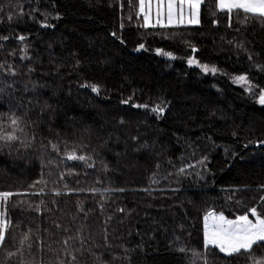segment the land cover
<instances>
[{
	"label": "trees",
	"instance_id": "obj_1",
	"mask_svg": "<svg viewBox=\"0 0 264 264\" xmlns=\"http://www.w3.org/2000/svg\"><path fill=\"white\" fill-rule=\"evenodd\" d=\"M138 1L0 0V264L264 261L203 227L264 214V17L204 0L198 26L145 27Z\"/></svg>",
	"mask_w": 264,
	"mask_h": 264
},
{
	"label": "snow or ice",
	"instance_id": "obj_2",
	"mask_svg": "<svg viewBox=\"0 0 264 264\" xmlns=\"http://www.w3.org/2000/svg\"><path fill=\"white\" fill-rule=\"evenodd\" d=\"M163 3V0H160ZM203 0H168L167 3V22L168 25L173 23L174 9H178L181 22L183 17L184 6L187 5L188 9L191 10L193 19L189 22L198 23L199 8ZM145 6V0H140V9L143 12ZM218 8L221 11H226L229 15L233 11H242L243 13L259 17H264V0H218ZM160 15V13H158ZM157 23H160L158 20ZM145 26H149L148 17L145 16ZM161 26H165L161 24ZM21 40L24 37H20ZM195 51V49H193ZM170 55V54H168ZM188 63L191 65L197 63L194 59H189ZM202 70L205 72L215 73V68H209L207 65H201ZM238 81L246 82V77L241 76L237 78ZM92 88L93 92H98L96 86H88ZM259 103L264 105V91L260 94ZM142 107V106H141ZM151 111L163 113L164 109L159 105L152 108ZM12 124L16 125L17 120L13 119ZM8 140L15 139L14 136L6 137ZM53 149L56 150V146L53 145ZM66 158L68 160H80L84 161L85 156H77L75 151L66 153ZM91 166V165H90ZM183 171V169H181ZM39 183V181H38ZM59 193H57L58 195ZM13 193L10 192H0V200L7 201V199L12 196ZM264 200V197H261ZM252 217H255V221L249 219V214ZM248 213L240 215L235 219H227L222 213L217 215L216 213L209 211L204 217V246L207 249L209 246L216 247L220 252L225 253L226 255H233L235 253H240L243 251H250L254 244L264 242V214L258 212L257 208L251 207L248 209ZM9 227V224L6 219H4V213H0V245L3 244L5 240V233ZM59 227V225H57ZM27 238V237H26ZM72 237L64 240L63 243L68 245ZM83 243V241L81 242ZM264 246V245H262ZM180 251H185L181 248ZM75 260V256L72 257ZM206 264V261H205ZM257 264H264V261H259Z\"/></svg>",
	"mask_w": 264,
	"mask_h": 264
},
{
	"label": "rangeland",
	"instance_id": "obj_3",
	"mask_svg": "<svg viewBox=\"0 0 264 264\" xmlns=\"http://www.w3.org/2000/svg\"><path fill=\"white\" fill-rule=\"evenodd\" d=\"M178 2H179V0H177V4H178ZM138 3H139L138 14L141 17H143L144 26H145V16L148 17L149 26H145V27L198 26L201 23V8H202V5L204 3V0L200 5L198 16L196 17V19H198V23H196V22L190 23L189 22L190 20L193 19V17L191 14V10L188 9L187 5H185L184 10H183L182 22H181V16H180L179 10L174 9L175 14L173 17V23L171 25H168V22H167V3H168V0H163V3H161L160 0H145V6H144L143 12L140 9V0L138 1ZM158 13H160V15H158ZM158 20L160 21V23H157ZM161 24H163L165 26H161ZM191 66L198 67L199 69L202 70L201 65L198 63H193V64H191ZM208 67L210 69L214 68L212 66H208ZM203 72L205 74L211 73L212 75H214L216 73V72L213 73L210 71L209 72L203 71ZM237 78L238 77L231 78V82L234 83V85H236L237 87L241 88L246 93H251L252 92V86L249 83V81L246 79V82H241V81H238ZM259 97L257 99L258 103H259ZM217 215H219V214H217ZM253 218H255V217H253ZM4 219H6V218L4 217ZM253 221H255V220H253ZM203 227H204V220H203Z\"/></svg>",
	"mask_w": 264,
	"mask_h": 264
},
{
	"label": "crops",
	"instance_id": "obj_4",
	"mask_svg": "<svg viewBox=\"0 0 264 264\" xmlns=\"http://www.w3.org/2000/svg\"><path fill=\"white\" fill-rule=\"evenodd\" d=\"M249 219H251V220H255V218H253V217H252V218L249 217Z\"/></svg>",
	"mask_w": 264,
	"mask_h": 264
}]
</instances>
